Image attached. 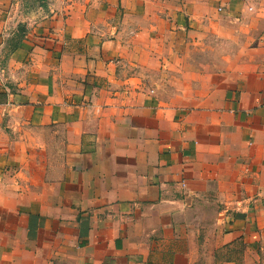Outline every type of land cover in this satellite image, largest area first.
I'll use <instances>...</instances> for the list:
<instances>
[{"label": "crops", "instance_id": "0c3cea01", "mask_svg": "<svg viewBox=\"0 0 264 264\" xmlns=\"http://www.w3.org/2000/svg\"><path fill=\"white\" fill-rule=\"evenodd\" d=\"M0 264H264V0H0Z\"/></svg>", "mask_w": 264, "mask_h": 264}, {"label": "trees", "instance_id": "16d2710c", "mask_svg": "<svg viewBox=\"0 0 264 264\" xmlns=\"http://www.w3.org/2000/svg\"><path fill=\"white\" fill-rule=\"evenodd\" d=\"M23 30H24V29H23L22 27H20V30H19V32L21 33V32H23Z\"/></svg>", "mask_w": 264, "mask_h": 264}]
</instances>
